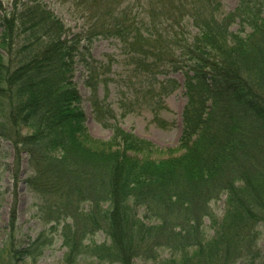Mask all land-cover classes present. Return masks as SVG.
<instances>
[{"label":"trees","instance_id":"1","mask_svg":"<svg viewBox=\"0 0 264 264\" xmlns=\"http://www.w3.org/2000/svg\"><path fill=\"white\" fill-rule=\"evenodd\" d=\"M105 1L92 36L121 39L134 69L154 76L148 105L178 87L160 75L185 74L182 132L169 156L117 122L106 123L110 138L91 136L73 81L81 38L68 37L39 0L22 7L12 0L0 10V139L18 156L29 153V183L58 222L72 220L62 231L65 259L75 263L84 240L105 230L111 243L94 251L122 264L157 262L155 249L169 250L165 264H256L264 223V0H239L227 14L221 0H134L121 10L122 0ZM236 23L239 30H230ZM96 105L103 118L115 117ZM223 197L219 217L211 204Z\"/></svg>","mask_w":264,"mask_h":264},{"label":"rangeland","instance_id":"2","mask_svg":"<svg viewBox=\"0 0 264 264\" xmlns=\"http://www.w3.org/2000/svg\"><path fill=\"white\" fill-rule=\"evenodd\" d=\"M27 1L29 0H21L20 7ZM39 1L45 3L46 8L53 11L65 24L68 37L81 38L73 81L82 98L80 106L86 113V126L91 136L105 140L110 138L112 129L106 123L117 122L126 130L148 139L165 151L161 157L169 156L168 150L178 145L182 132V112L187 102L185 74L172 72L160 75V80H176L178 87H174L175 90L164 96L161 102L148 105L149 87L154 76L134 69L136 65L121 39L116 36H92V33L98 31L96 25L100 24L105 13V0ZM238 1L221 0L223 13L232 11ZM133 2L134 0H122L120 10ZM2 5L3 8L11 9L12 0H0V10ZM133 10L135 13L137 8ZM107 22H112L110 17ZM239 28L240 25L236 23L230 30L236 31ZM190 32L189 37L192 39L197 29L190 26ZM65 35L66 32L63 36ZM91 36L93 40L90 43L88 37ZM25 39L26 34L22 32L16 49L24 44ZM93 74L97 78L90 79ZM97 100L102 110L114 112L115 117L103 118L102 113L97 112ZM33 172L29 153L22 151L18 156L11 142L0 139V264H122L112 255L110 258L94 251V244L111 243L105 230H99L84 240L88 247L75 263L65 259L70 249L62 231L65 223H72V220H56L58 214L47 208L51 207L50 201L40 196L34 189L35 185L29 183ZM224 198L211 204L219 217L224 212ZM89 208V204L84 205V209ZM53 225L55 229L52 230ZM258 229L261 234L256 248L260 255L254 259L256 264L264 262V223ZM206 231L208 235H212V230L206 228ZM40 235L43 236L40 240L42 247L37 248L34 243ZM24 249H29L26 250L29 252L28 256L20 258ZM154 251L158 253L157 262L136 258L134 264H165L170 257L168 249Z\"/></svg>","mask_w":264,"mask_h":264}]
</instances>
